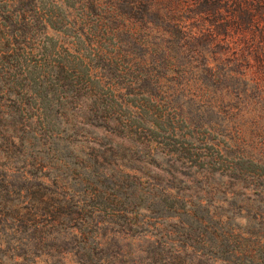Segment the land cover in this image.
<instances>
[{"label":"trees","instance_id":"1","mask_svg":"<svg viewBox=\"0 0 264 264\" xmlns=\"http://www.w3.org/2000/svg\"><path fill=\"white\" fill-rule=\"evenodd\" d=\"M86 1L81 5L85 10L83 17L71 24L75 27L77 44L87 53L80 52L81 58L74 63L66 60L48 66L44 60L26 61V56L32 53L31 46L26 53L11 48L10 42L14 44V41L10 38H14L15 32L7 26L12 21L8 16H0L1 20H8L0 31V92L12 94L7 104L12 112L9 115L11 128L5 130L8 135L2 136L10 147L18 148L14 163L20 165L9 166L11 173L23 179L24 184L18 191L30 194L35 201L31 207L15 208L16 215L26 216V212H20L32 209L33 213L26 220L34 227L42 222L43 216L45 226L57 228L66 224L75 236L94 246H101L103 236L122 233L125 227L143 228L142 236L136 237L151 244L155 249L152 254L163 257L167 264H264V204H257L258 199L245 198L257 210L256 221L242 218L243 227H232L235 225L228 216L215 207L210 208L197 194H179L170 185L144 182L129 172L124 179H115L111 174L78 166L73 161L75 158L60 140L70 123L56 111L65 102L66 88L70 84L82 89L86 96L98 95L99 107L106 112L100 122L103 127L109 122L108 127L121 135L150 132L168 137L174 147L170 153L186 161L197 176L232 177L237 191L244 189L253 196H264V154L260 159L255 158L250 148L235 144L227 148L213 143V150H199L193 146L197 134L192 118L196 115L191 112L184 115L177 99L170 95L158 97L163 86L158 84L157 78L153 80L152 71L146 67L144 54L147 51L143 44L147 40L139 34L138 23L129 20L130 16L137 20L141 7L146 12L151 10L154 0ZM185 1L190 0H179V4ZM202 3L214 16L221 14V8H226L220 5V0H200L198 5ZM241 3L235 0L234 22L229 23L235 28L237 20H247L251 15L248 7ZM96 8L99 11L95 19H86L85 15ZM257 9H264V4L258 3ZM193 10L197 11L196 4ZM261 23V27L255 26L261 45L257 47L259 52L249 51L244 58L248 62L252 55L258 65L264 66V20ZM44 26L46 28V24ZM206 36L209 41L213 40L211 32ZM190 40L198 41L200 37L190 36L186 43ZM200 56L205 60L204 54ZM98 61H106V65L99 67ZM177 61L179 59L175 58L174 62ZM178 66L168 72L179 80V85L188 82L190 88L200 91L199 98L208 95V85L203 83L204 79L209 81L208 75L212 76L210 82L213 83L224 75L220 70L207 67L205 62L204 68L197 72L203 74V79L199 78L203 82L196 83L182 70H176ZM207 100L209 104L215 102L209 96ZM192 101L190 99L195 104ZM219 120L217 117L213 122L216 132L223 126ZM46 160L50 164H46ZM71 175L76 177L71 179ZM32 182L48 190L46 195L37 197L36 190L27 185Z\"/></svg>","mask_w":264,"mask_h":264},{"label":"rangeland","instance_id":"2","mask_svg":"<svg viewBox=\"0 0 264 264\" xmlns=\"http://www.w3.org/2000/svg\"><path fill=\"white\" fill-rule=\"evenodd\" d=\"M199 1L179 4V0H154V7L148 12L139 5L142 11L136 15L137 20L129 17L131 22L138 23L139 34L147 40L143 44L148 52L144 54L146 67L152 71L153 80L157 78L158 84L163 86L158 97L170 95L178 100L176 103L184 115L189 112L196 115L192 118L197 134L193 146L211 151L213 143L227 148L235 144L250 148L255 158L260 159L264 154V66L258 65L252 55L248 62L244 56L261 46L255 26L263 24L264 9H257V4H264V0H241V5L247 6L251 15L247 20H237V28L229 24L234 22L235 0H220V5H226V8H221L218 16H214L203 3L198 5ZM84 2L88 1L0 0V16H8L12 21L7 26L8 20L0 19V31L2 26H7L8 30L15 32L14 38H10L14 41V44L10 42L11 48L26 53L31 46L32 53L26 56V61L37 63L44 60L48 66L66 60L74 63L81 58L80 52L87 53L77 44L75 27L71 24L83 17L85 10L81 5ZM195 4L197 11L193 10ZM98 11L97 8L91 11L85 15L86 19L93 21ZM209 32L212 41L206 36ZM190 36H199L200 40H190L188 45L186 39ZM200 53L205 55V60ZM175 58L179 61L174 62ZM205 62L207 67L224 74L215 83L210 82L212 76L207 72L209 81L199 79H203V74L197 72L204 68ZM105 63L98 61L97 64L102 67ZM175 65H180L176 70H182L188 79L208 85L207 96L215 102L209 104L207 96L199 98L200 91L190 88L188 82L179 85V80L168 72ZM190 70L193 71L190 73ZM5 94L0 92V264H167L163 257L152 254L155 249L151 244L137 238L142 236L143 228L125 227L122 233L103 236L101 246H94L75 236L66 224L57 228L45 226L43 216L40 218L42 222L34 227L26 220L33 213L32 209L20 212H26V216L16 215L15 208L31 207L35 201L30 194L18 191L17 188L24 184L23 179L10 172L11 164L19 166L20 163H14L18 148L10 147L2 136L8 135L5 130L11 128L12 121L9 119L12 112L7 107L12 94ZM97 98L95 94L86 96L82 89L70 84L66 88L65 102L56 109L57 114L70 123L60 140L64 141L78 166L111 174L120 180L129 172L144 182L170 185L179 194H197L210 208L215 207L228 216L235 225L232 227H243L245 220L243 222L242 218L256 221L257 210L250 200L258 199L257 204H264V196H253L244 189L237 191L232 177L197 176L196 170L186 161L170 153L174 147L168 137L150 132L121 135L108 127L111 126L109 122L103 127L100 122L106 112L99 107ZM166 111L171 112L170 109ZM217 117L223 124L218 127V133L217 127L213 126ZM208 122L211 125H207ZM183 132L187 133V130L183 129ZM48 162L46 160V164H50ZM75 177L70 176L71 179ZM27 185L36 190L37 197L45 196L48 191L35 182Z\"/></svg>","mask_w":264,"mask_h":264}]
</instances>
